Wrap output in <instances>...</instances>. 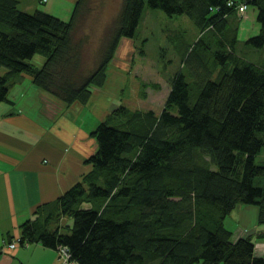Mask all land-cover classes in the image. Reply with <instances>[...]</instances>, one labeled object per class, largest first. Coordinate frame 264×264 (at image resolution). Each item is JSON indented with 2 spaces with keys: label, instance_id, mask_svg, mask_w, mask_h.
Returning a JSON list of instances; mask_svg holds the SVG:
<instances>
[{
  "label": "trees",
  "instance_id": "obj_1",
  "mask_svg": "<svg viewBox=\"0 0 264 264\" xmlns=\"http://www.w3.org/2000/svg\"><path fill=\"white\" fill-rule=\"evenodd\" d=\"M90 1L77 0L65 20L0 0V103L24 74L69 105L87 103L91 86H105L122 38L135 36L147 7L187 15L210 29L211 41L181 55L199 65L174 75L160 113L120 105L118 122L101 121L88 158L93 169L0 251L40 241L57 250L59 264H264L253 235L234 239L226 225L238 204L255 205L263 225L256 238L264 239V184L257 180L264 165L255 161L264 148V60L236 56L241 46L264 52V0H123L111 36L84 62L88 36L77 38L76 28ZM241 4L256 10L260 25L245 40L234 19ZM36 54L46 57L40 67L29 61ZM211 56L224 65L215 78ZM63 216L72 222L59 224Z\"/></svg>",
  "mask_w": 264,
  "mask_h": 264
},
{
  "label": "crops",
  "instance_id": "obj_2",
  "mask_svg": "<svg viewBox=\"0 0 264 264\" xmlns=\"http://www.w3.org/2000/svg\"><path fill=\"white\" fill-rule=\"evenodd\" d=\"M76 1L55 0L46 8V0L25 9L33 10L36 5L35 8L68 20ZM43 59L44 62L46 57ZM47 93L24 74L10 88L9 101L0 103V246L9 237H20L25 221L43 219L49 205L93 169L88 162L97 151L93 131L111 114L110 104L117 105L110 91L101 89L87 103L69 105L58 98L60 110L51 114L43 99ZM70 219L63 216L59 224L66 226L72 222ZM260 227L253 231L238 225L228 228L234 232V239L253 235L255 252L263 256L264 239L256 238L263 225ZM5 250L0 252V264L60 262L57 250L40 241Z\"/></svg>",
  "mask_w": 264,
  "mask_h": 264
},
{
  "label": "rangeland",
  "instance_id": "obj_3",
  "mask_svg": "<svg viewBox=\"0 0 264 264\" xmlns=\"http://www.w3.org/2000/svg\"><path fill=\"white\" fill-rule=\"evenodd\" d=\"M54 1L49 0L47 4H44V7L50 8ZM122 1L91 0L86 5L87 8L78 18L76 28L77 38L88 36L84 39L82 55L84 62L93 60L95 56H98L99 46L101 45L100 40H103L104 35L107 40L111 36L114 27L113 22L117 18ZM38 2L40 0H21L20 6L25 9ZM41 3L39 4L42 5ZM35 7L36 5L32 8V12L37 9H34ZM255 11L252 6L247 5L243 10H238L234 14V19L240 25L241 40H245L259 32L260 25L256 20ZM211 35L210 29L198 28L187 15L169 16L161 9L147 7L135 36L122 38L116 56L108 65V80L105 86H91L93 94L101 89L109 90L112 100L117 102V105H114L115 103L110 104L111 114L106 119L113 123L118 122L120 116L113 117V111L118 110L120 105H125L131 110L154 109L156 113H160L165 107L174 75L179 70L188 71L190 66L199 65L195 64V61H191L192 64L183 61L181 55L185 53L188 46L194 45L195 42H200L202 39L210 42ZM185 40H187L186 43H184ZM213 48H210L211 52ZM240 48L241 51L238 49L239 52L237 51L236 56L246 55L247 59L253 61L264 60V52H256L244 46ZM42 60H44L43 55L36 54L29 61L41 66L43 64ZM207 62L212 69L210 76L213 78L217 77L219 72L224 69V65L213 62L212 56L209 57ZM234 64L230 63L227 67ZM43 99H45L46 109L51 114H55L60 110L59 99L54 94L48 92ZM255 161L257 164L264 165V148L256 155ZM257 180L264 184V176L258 177ZM94 201L96 206H101L102 201ZM92 203L85 201L83 205L92 206ZM258 213L259 208L257 206L240 203L227 217L226 225L227 227L238 225L243 229L247 228L248 231L257 230L261 228L257 222ZM238 218H240V222H237ZM68 222L71 221L68 220ZM233 230L236 231V228H233ZM18 246L19 244L7 246L5 249H14Z\"/></svg>",
  "mask_w": 264,
  "mask_h": 264
},
{
  "label": "built area",
  "instance_id": "obj_4",
  "mask_svg": "<svg viewBox=\"0 0 264 264\" xmlns=\"http://www.w3.org/2000/svg\"><path fill=\"white\" fill-rule=\"evenodd\" d=\"M246 7V4H241L240 9L243 10ZM15 243H11L10 246H15Z\"/></svg>",
  "mask_w": 264,
  "mask_h": 264
},
{
  "label": "bare ground",
  "instance_id": "obj_5",
  "mask_svg": "<svg viewBox=\"0 0 264 264\" xmlns=\"http://www.w3.org/2000/svg\"><path fill=\"white\" fill-rule=\"evenodd\" d=\"M117 78L119 79V76L117 75Z\"/></svg>",
  "mask_w": 264,
  "mask_h": 264
}]
</instances>
